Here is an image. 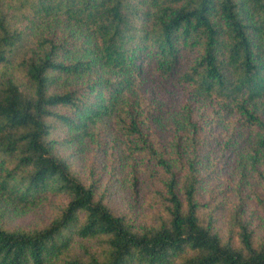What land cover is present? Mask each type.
Returning a JSON list of instances; mask_svg holds the SVG:
<instances>
[{
    "label": "trees",
    "instance_id": "trees-1",
    "mask_svg": "<svg viewBox=\"0 0 264 264\" xmlns=\"http://www.w3.org/2000/svg\"><path fill=\"white\" fill-rule=\"evenodd\" d=\"M0 264H264V0H0Z\"/></svg>",
    "mask_w": 264,
    "mask_h": 264
},
{
    "label": "rangeland",
    "instance_id": "rangeland-1",
    "mask_svg": "<svg viewBox=\"0 0 264 264\" xmlns=\"http://www.w3.org/2000/svg\"><path fill=\"white\" fill-rule=\"evenodd\" d=\"M146 77L148 78L147 86H149L151 91H153V95L156 97V99H157L156 101L159 104V106H162L163 109H165V110H169L170 106L172 104H174V102L176 101L175 100L176 97H174V96L176 95L177 91L176 90H172L171 93L168 92L170 90V87L168 85H165V82H163V83L160 82L161 80L158 79L156 76H154L152 74H148ZM173 99L175 101H172ZM164 119H165V113H163V120ZM166 129H167V120H165V130ZM145 190H146V187L141 184V186H140V194L143 195Z\"/></svg>",
    "mask_w": 264,
    "mask_h": 264
}]
</instances>
